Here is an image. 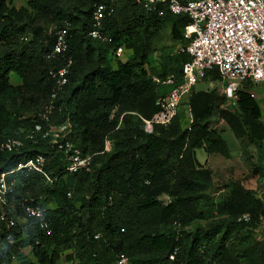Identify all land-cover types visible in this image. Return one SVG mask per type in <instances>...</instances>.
Instances as JSON below:
<instances>
[{
	"label": "trees",
	"instance_id": "1",
	"mask_svg": "<svg viewBox=\"0 0 264 264\" xmlns=\"http://www.w3.org/2000/svg\"><path fill=\"white\" fill-rule=\"evenodd\" d=\"M10 3L0 0V139L18 138L22 147L0 153V173L39 154L50 182L35 173L14 175L13 197L2 208L13 222L8 229L0 222V264H115L120 258L125 264H264V238L254 236L264 225V201L236 182L214 179L195 160L198 149L229 157L225 142L210 128L213 119L235 140L256 146L264 141L259 107L245 91L252 85L245 82L233 93L231 110L214 90L218 75L207 73L202 80L207 88L193 89L186 98L187 129L181 127L182 110L150 134L136 117L149 118L166 90L150 76L177 77L189 60L169 49L157 68H145L163 30L177 46L187 44L182 38L187 17L167 12L159 17L145 11L140 0H28L16 10ZM99 3L113 5L102 21V32L111 39L106 44L86 37ZM63 22L69 24L65 39L72 65L51 124L67 119V142L91 156L89 172L73 175L63 172L62 153L32 132L52 89L47 72L60 63L44 59L52 46L47 30ZM118 47L130 55L124 61L113 56L111 66L106 56ZM10 75L19 83L11 84ZM30 134L32 141L26 138ZM105 140L110 149L101 153ZM25 194L48 206V236L19 211ZM242 214L248 221L236 222Z\"/></svg>",
	"mask_w": 264,
	"mask_h": 264
},
{
	"label": "built area",
	"instance_id": "2",
	"mask_svg": "<svg viewBox=\"0 0 264 264\" xmlns=\"http://www.w3.org/2000/svg\"><path fill=\"white\" fill-rule=\"evenodd\" d=\"M140 3L145 11L159 17L167 12L172 16H185L189 21L182 31V38L187 44L179 45L174 50L176 53L186 54L189 60L181 65L177 77L172 74L164 78L150 76L151 83L166 90L155 100L156 111L149 118L131 113L136 115L145 134H150L155 126H168L183 108L190 117L188 107L184 105L186 98L209 72L218 75L219 84L215 92L225 100L231 99L235 91H240L245 82L252 86L264 83V0H140ZM112 12L111 3L94 5L86 37L101 44L111 42L102 32V21ZM68 28L69 24L63 22L60 26L47 30V34L52 36V46L45 53L44 59L60 63L47 72L53 85L47 101L36 115L40 124H36L32 132L46 140L48 146L62 153L65 161L63 172L73 175L89 172L91 156L83 155L67 142L66 137L70 132L67 119L62 124H51L54 115L61 110L62 104L56 102L67 84V75L72 65V60L67 55L68 45L65 39ZM121 54V48L113 50L114 57L119 58ZM245 91L253 98L249 89ZM122 115L119 116L117 126ZM26 138L32 141L31 134ZM21 147L22 140L18 138L0 139V153H12ZM109 149L110 141L105 140L101 153H106ZM45 161L44 156L36 154L17 164L14 169L0 173V222L6 229L12 226L13 221L5 217L2 208L8 206L7 198L13 197L14 175L22 172L35 173L50 182L44 172ZM66 197H70L69 192ZM47 207L40 204V197L28 194L18 202L21 214L34 220L37 229L46 236L50 233L45 220ZM247 221V214L236 218V222ZM254 236L256 239L264 238V225H258L254 229ZM173 256L174 253L168 256V260L172 261ZM115 264H125V259L120 258Z\"/></svg>",
	"mask_w": 264,
	"mask_h": 264
},
{
	"label": "rangeland",
	"instance_id": "3",
	"mask_svg": "<svg viewBox=\"0 0 264 264\" xmlns=\"http://www.w3.org/2000/svg\"><path fill=\"white\" fill-rule=\"evenodd\" d=\"M27 1L11 0L9 7L16 10L24 7ZM152 47L153 51L147 59L148 62L145 68H157L160 56L169 49L175 50L177 44L170 41L168 29H165L153 40ZM128 55H130V52L122 51L119 60L124 61ZM113 56V51L108 52L106 56L111 66H113ZM9 81L11 84H16L17 78L14 75H10ZM206 88V83L203 81L198 82L194 86L195 91H203ZM249 90L259 107L260 121L264 126V83L252 86ZM223 106L231 110L234 109L232 99L224 101ZM181 114V127L187 129L190 117H188L185 108L182 109ZM210 128L225 142L229 157L224 159L219 155H206L203 149H198L195 150L196 162L204 169H209L213 173L214 179H221L226 184L236 182L244 189L251 191L256 198L264 201V173L261 174L260 171L264 168V141L256 146L247 139L235 140L225 125L214 119L210 124ZM200 225L203 224L201 223ZM56 264L64 263L59 260Z\"/></svg>",
	"mask_w": 264,
	"mask_h": 264
},
{
	"label": "crops",
	"instance_id": "4",
	"mask_svg": "<svg viewBox=\"0 0 264 264\" xmlns=\"http://www.w3.org/2000/svg\"><path fill=\"white\" fill-rule=\"evenodd\" d=\"M129 57V55L127 56V58ZM19 83V81H18V79H17V82H16V84H18ZM16 84H13V85H16Z\"/></svg>",
	"mask_w": 264,
	"mask_h": 264
}]
</instances>
